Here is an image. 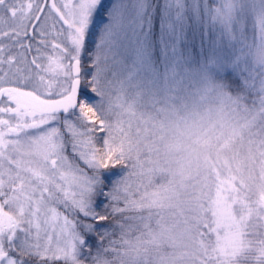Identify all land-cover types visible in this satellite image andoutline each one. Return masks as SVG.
Masks as SVG:
<instances>
[{
  "label": "snow or ice",
  "instance_id": "6c2138e0",
  "mask_svg": "<svg viewBox=\"0 0 264 264\" xmlns=\"http://www.w3.org/2000/svg\"><path fill=\"white\" fill-rule=\"evenodd\" d=\"M254 136L264 0H0V264H264V198L228 179L195 256L126 242L137 222L155 248L169 231L145 215L172 199L162 157L211 166Z\"/></svg>",
  "mask_w": 264,
  "mask_h": 264
},
{
  "label": "rangeland",
  "instance_id": "374dc122",
  "mask_svg": "<svg viewBox=\"0 0 264 264\" xmlns=\"http://www.w3.org/2000/svg\"><path fill=\"white\" fill-rule=\"evenodd\" d=\"M106 1L107 0H105V2ZM241 146L243 147V151H245L246 155L237 156L240 160V165L228 151L229 146L224 147L222 150L214 151V158L211 166L202 163L196 158L189 160L183 153L167 158L162 157V163H164L165 159V163L169 165V169L175 174L173 177H169L170 181L167 184V187H170L171 194L175 196L177 200L181 199L182 206L185 211H193V201L197 196L199 198H205L209 207H211L212 201L216 198L220 182L225 179L231 180L234 183L236 182L237 168L239 169L241 166L244 169L246 164H249L250 161L252 162L254 160V156L251 157L252 150L250 151L243 145ZM243 151L240 150L241 153ZM260 168L261 172H259V176L257 175L254 178L250 173L251 177H248L250 178V180L248 179V184L251 187H249V193L254 197L264 195V168L261 167V165ZM250 171L251 170H249V172ZM244 172L245 175L248 174L247 171L244 170ZM177 175H181V179H179ZM132 187L133 191H135L136 185L133 184ZM151 190L152 189H149V191ZM137 206L145 209L150 208V206L146 203L143 205H139L138 203ZM169 218L173 220L176 219L175 216H170ZM187 218L189 222V216ZM187 218H185V220ZM175 221H177V219ZM183 228V225L181 230H174V227H167L169 231L164 234V238L162 240L168 239L174 244L179 245V250L185 252L188 256H195L198 250H196L191 243V235L184 232ZM138 237L139 238L136 239L137 243H135V245L140 246V244L143 243V238L140 235ZM159 242L160 240L157 241V243Z\"/></svg>",
  "mask_w": 264,
  "mask_h": 264
},
{
  "label": "trees",
  "instance_id": "16d2710c",
  "mask_svg": "<svg viewBox=\"0 0 264 264\" xmlns=\"http://www.w3.org/2000/svg\"><path fill=\"white\" fill-rule=\"evenodd\" d=\"M261 140H264V137L260 136H254L251 139L245 137L243 141H239L234 143L233 145H229L228 151L233 156V158L239 162L240 160L237 158V156L246 155L245 151H243V145L245 148L252 150L251 157L254 156V160L249 162V164H246L244 166V169L240 166V168L236 170V182L234 183V193H239V199L240 201L245 204H251L253 207L258 206L261 202L262 198H264V195L262 196H256L254 197L249 193L250 185L248 184V179L250 180L252 176L255 178L259 172H261V167L264 168V143L261 142ZM240 150L243 152L241 153ZM216 151V150H214ZM165 163V159H164ZM125 162L121 161L119 164H117V170L118 168H124ZM245 171L248 172L247 175H245ZM249 170H251L249 172ZM173 173V171H171ZM259 176V175H258ZM179 179H181V175H177ZM178 179V181H179ZM175 180V178H174ZM165 186L167 187V184L169 183L170 179L169 177H162L161 182H165ZM250 187V188H249ZM194 209L192 212H187L184 210V207L182 206L181 199L177 200L175 196L172 195V199L165 205L164 208L158 209L160 213V220L156 219V216L153 211L146 212L145 215H151L153 226L151 231H159V228L157 227V224H163L166 228L167 227H174V230H181L183 225V231L187 234L191 235V243L193 247L199 251L198 247V240L199 237L197 236V225L200 223L201 218L204 216V213L208 210L209 204L206 201L205 198H199L198 196L195 197L193 201ZM132 213H130L131 215ZM170 216H175L177 221L170 219ZM189 216V222L188 217ZM185 218H187L185 220ZM175 221V222H174ZM179 226V227H177ZM176 227V228H175ZM142 236L143 243L138 246L141 250V254H145L148 257H155L158 254H169L171 251H174L176 249H169L166 247L169 243H173L172 241L167 240H160L158 243L160 245L159 248L152 247L150 243H148L149 236L145 234L143 227L139 226V222H137L136 225L133 226V230L128 232V235L126 237V242L130 243L132 245H135L137 243L136 239H138V236ZM142 241V240H141ZM119 252L123 253L125 251H128L126 248L121 247L118 249ZM197 252V251H196ZM131 253H129L130 255ZM191 257V256H190ZM111 264H126L127 257L126 256H110L109 257Z\"/></svg>",
  "mask_w": 264,
  "mask_h": 264
},
{
  "label": "flooded vegetation",
  "instance_id": "af4514ba",
  "mask_svg": "<svg viewBox=\"0 0 264 264\" xmlns=\"http://www.w3.org/2000/svg\"><path fill=\"white\" fill-rule=\"evenodd\" d=\"M111 1H112V0H107L105 3H106V4H111ZM98 21H99V22H97V27H98V26L100 25V23L102 22L101 19H99V18H98Z\"/></svg>",
  "mask_w": 264,
  "mask_h": 264
}]
</instances>
